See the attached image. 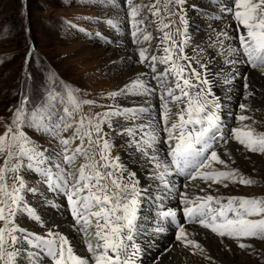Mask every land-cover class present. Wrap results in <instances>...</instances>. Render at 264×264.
<instances>
[{
    "label": "rangeland",
    "instance_id": "obj_1",
    "mask_svg": "<svg viewBox=\"0 0 264 264\" xmlns=\"http://www.w3.org/2000/svg\"><path fill=\"white\" fill-rule=\"evenodd\" d=\"M137 1L135 0L133 3ZM140 1L144 4L140 7L138 17L139 19L143 17L144 26L148 25L149 27L152 25L153 18L149 15L151 11L148 10V6L156 3V7L160 10L156 15L162 27L160 34L163 37L165 33L170 35L171 39L164 40L167 48L171 50L173 60L176 61L175 63L179 68H183V77L189 79L191 82L194 81L189 71H193L194 69L195 72L201 75L203 61L197 60V57L194 55V46L186 45L187 40L185 39H187V36L184 32L188 20L191 21L194 28L196 27V20L203 19V17L197 16L194 10L191 9L192 11L189 12L191 18L187 19L188 11H186V8L184 9L183 3H177L176 0ZM124 3L125 0H0V135H3L6 127L10 125L14 131L17 130V126L12 125V121L15 118L17 109H22V122L18 126V131L23 133L28 141V145L30 144L36 149L38 155L34 158L45 157L46 152H42L43 150L40 146L42 145L54 158L57 156L56 162H60V165L66 166L65 173H70L74 169L77 171L78 166L81 164L89 163L93 159L86 160L83 155H79L73 164L65 165L63 161V146L59 142L60 139H72L76 129L80 127L79 120L81 118L84 119L85 128H87L89 120H91L93 125L99 122V133L96 132L95 128L89 129L92 133L91 139H100L97 149L102 150L108 157L107 163H118L120 165L116 169L118 173L114 174L112 178L119 177V182L124 183L121 175H125L126 171H123V166L120 163L121 149L114 143L110 135L112 127L111 119L114 115H117L115 112L117 113L118 111L119 113L121 111L120 113H123L126 110H121V105L118 104V99H116L118 86L121 85L116 75H123L124 69L131 72L137 66H142L141 63L137 65L133 64L136 61L133 52L134 47H130L131 43L123 39L128 30L125 22H127L128 17V20L132 18L129 14V9L124 7ZM119 6H121V9H119ZM147 15L149 17L145 18ZM181 17H183V23ZM113 22L116 23L117 27L121 25L124 36L121 33L112 32L111 25ZM83 28L91 34L99 33L107 38L113 37L117 44L96 41L93 40V36L85 38V31L80 30ZM193 28L190 27V33L195 32L196 29L194 28L193 30ZM142 29L143 27L139 28L137 36H140ZM203 31H205L203 28L198 27L196 33L198 34ZM146 32L150 34L151 30L147 28L143 29L144 35ZM154 34L152 33L149 41H144L143 35H141L138 39L141 43L140 45L151 48L156 40V34ZM129 35L131 34L127 33L126 36L129 37ZM119 42L129 45L127 52L118 48ZM184 48L186 49L184 50ZM28 50L32 52L29 55L27 54ZM223 74L227 78H232L229 72H223ZM240 82L246 83L248 86L247 88L242 86L245 96L240 98L242 104L246 105V109L240 110L239 106L233 109L235 115H233L230 130L249 125L254 128L256 133H264V108L255 105L251 101L253 96L256 95L264 98V90L259 87H252L251 82L244 80ZM193 84L195 83L193 82ZM191 89H193L191 96L195 97L201 88L193 87ZM248 93H251V95L246 99L245 97ZM156 96L159 97L158 94ZM128 98L132 101V96ZM85 101H89L90 103H85ZM77 103L79 104L78 109L75 107ZM129 106L131 107V105L127 104L126 108H129ZM65 108L70 110L71 116L65 115ZM139 108L144 107L136 109ZM136 109L133 108L131 110L134 111ZM48 112L50 116L43 117ZM157 115L158 119L162 120L161 107L158 108ZM240 115H245L250 119L240 121L238 118ZM62 116L65 117L64 121L60 120ZM48 117H51V119L55 120V123L61 125V129L59 130L61 136L57 135L56 130L53 131L50 127L45 129L46 120L44 118ZM139 118L141 117L139 116ZM149 118L151 120L144 119L145 122L143 124L146 125L148 121L149 123H153V117L149 116ZM64 123L71 124L72 127L63 130ZM138 123L141 124L142 122L138 121ZM53 132L56 133L54 134ZM10 136L11 134H9V138ZM105 140L110 145V148L107 150L103 147ZM233 142L240 149L239 160L226 155L222 157L225 164L214 162L211 170H237L236 182H233L231 179L222 180L221 183L209 181L207 184L210 186V192L218 198L232 195H239L245 198H264V154L249 152L234 138ZM28 145H26L27 148ZM78 145H80V140L73 139V142L68 146L69 154ZM83 148H89L87 137L84 138ZM221 148L225 149L223 146ZM13 152L14 155L11 157L7 168H16L17 170H8L10 174L5 178L3 183L11 185L16 178H24L26 181L27 177L30 181V187L34 188V196L40 199L39 206L33 200L37 210L36 214L40 217L39 214L41 215L44 212V207L47 208L46 201L48 197H45L43 194L39 195L36 192V182L29 176L35 169L32 167L34 165V158L29 159L27 155L21 156L17 148H14ZM95 152L101 154L94 151L93 148L89 151V153ZM95 156L89 154V157H94V159H96ZM19 157L28 159L26 161L23 159L21 164ZM6 160H9L7 154H0V168L6 166ZM105 163L103 162L102 164ZM114 169L109 168L108 170L114 172ZM101 170L102 167L100 168ZM241 176L250 178L254 183L251 185L239 183ZM203 182L202 184H206L205 181ZM125 183H127L126 180ZM225 184H227V187L224 186ZM148 187L147 195L152 196L154 194L153 183ZM205 190L199 191V188H197L199 193L203 191V195L201 194L200 197L207 195ZM145 197L139 196V200L145 201ZM0 199H3L1 194ZM27 201L29 202L28 199ZM42 204L44 207H42ZM15 209L23 217L27 216L20 211L19 207L16 206ZM253 218L258 219L259 217ZM9 219L11 220L12 218L9 217ZM40 219L45 222V225L42 224L43 222H41L42 225H39L40 222L31 223L32 226L37 228L35 231L37 235L48 236L50 231L61 235L55 230L56 226L54 227L44 216L43 218L40 217ZM74 226L76 227L77 225L75 224ZM0 227H4L3 222L2 224L0 223ZM189 227L196 228L198 231L201 230L203 233L208 234L209 237L219 241L217 244L219 245L222 257L229 264H264V239L241 238L237 240L227 237L221 238L212 233L210 229L197 228L196 226ZM177 233L179 231L175 232V234ZM77 235L80 238L79 248L84 253L87 250L86 236L82 231L77 232ZM198 237L187 236V239L199 243L204 251L203 239L200 241ZM239 243H245L250 245V247L241 249L238 246ZM179 245L185 248H193V246L186 247L183 241L180 244L178 243V250H180ZM7 247L9 251L15 250V246L11 244ZM170 248L171 246L165 249V251L170 250ZM203 251L196 248L195 252L191 254V256H197L198 261L196 264H221L216 259L217 257L212 259L204 256ZM205 254L209 255L208 252H205ZM156 260H154V263H156ZM0 264H4V261H0Z\"/></svg>",
    "mask_w": 264,
    "mask_h": 264
},
{
    "label": "snow or ice",
    "instance_id": "obj_2",
    "mask_svg": "<svg viewBox=\"0 0 264 264\" xmlns=\"http://www.w3.org/2000/svg\"><path fill=\"white\" fill-rule=\"evenodd\" d=\"M182 4L183 0H176ZM130 8V16L133 19V26L137 27L143 23V18L137 20L140 13V7L133 4V0H127ZM148 10L153 15L159 13L156 3L148 6ZM237 23V31L239 32V43L246 56V63L252 68H258L264 72V0H233V7L229 8ZM182 23L184 22L181 17ZM111 23V22H109ZM167 27V25H165ZM240 28L244 31L240 32ZM139 29L132 32L133 37H137ZM151 39L150 34L143 35L144 41ZM164 39H171L168 33H165ZM138 42V41H137ZM145 49L139 52L140 62L148 59L145 55ZM166 55L161 58V63L171 64V69L178 78L175 87L180 90V94L176 95L173 89L169 88L166 97L171 99V104L176 111L169 107V100L162 95L160 98L162 104V120L163 131L167 133V142L169 155L171 156L170 165L162 166L156 156H151L150 161L155 162L157 169L163 167V171L159 173L160 179L168 173L169 167L174 166L175 170L180 174L188 175L190 179L195 180L198 177L206 183H221L222 180L231 179L236 182L237 170L230 171H210L212 163L225 164L220 158L217 151L213 148V141L216 140V133L221 126V118L218 114L219 102L215 99L209 103L207 97L211 95L209 89L201 88L195 97L191 96L190 89L197 87L189 79L183 77V68L172 60L171 50L165 48ZM152 61H156L157 57L152 56ZM152 71L155 72V65H150ZM192 74L199 80L200 74L193 69ZM159 79L158 77H154ZM245 81L247 77H244ZM183 80V86L180 84ZM163 84L164 82L161 81ZM201 84L207 85L208 80L200 81ZM245 83V88H247ZM188 89V90H186ZM149 92L148 86L143 80L132 81L125 89V94L141 95ZM115 95V94H113ZM251 93L246 95V99ZM85 103H90L85 101ZM75 107L78 109L79 104ZM242 110L246 109V105L241 104ZM147 109H140L145 112ZM66 116L72 113L68 108L64 109ZM125 115L131 120L139 119L135 111L126 110L125 113H116ZM22 109H17L12 125L17 126L14 131L10 125L6 127L5 133L0 135V154L6 153L9 160L5 161V168H0V194L7 197V200L0 199V222L4 227H0V261L4 264H14L17 251H9L8 245H15L18 237L15 235L20 229L16 228L9 217L14 215L13 204H17L19 197L14 195L18 189L13 188L10 192L3 181L5 180L6 170L16 171V168L8 169L7 165L11 157L14 155L13 149L17 148L21 156L27 155L29 159L36 157L38 154L36 149L27 148V139L23 133L18 131V126L22 122ZM65 117H60L64 121ZM250 119L245 115H240L239 120L245 121ZM80 127L76 129L72 139H60L63 146V161L65 164L71 165L75 162L77 156L83 155L86 160H90L89 151L93 145H97L99 141L91 139V131L95 128L96 132H100L99 122L95 125L91 120L88 121L85 128L84 119L79 120ZM72 127L71 124L64 123L63 130ZM57 135L61 125L55 126ZM83 130V131H82ZM9 134H11L9 138ZM124 134L132 138V143L142 155L148 156L149 150L153 149L157 143L158 137L155 129L151 124L145 125L141 123L135 129L127 128ZM139 135V139L136 137ZM232 137L251 153L264 154V133H256L254 128L245 125L243 128L238 127L231 130ZM88 138L89 148L84 149V138ZM223 137H221L222 139ZM73 139H79L80 145L76 146L71 154H69L68 146ZM227 143V140L224 141ZM105 150L110 145L105 140L103 142ZM100 160L106 161L108 157L101 154ZM41 157L38 163H43ZM31 167V165H29ZM59 168L60 165H55ZM105 171H100V168ZM118 163L99 164V161L90 160L89 163L81 164L75 173L61 172V183L65 186L67 199L72 204V215L76 218L78 224H81L80 230L86 236L87 251L92 254L91 258H82L74 253L73 246L68 239L58 233L49 232L48 237L44 238L39 235L29 237L27 240L32 247L43 249L47 255L52 258L53 264H135V257L139 252V247L133 241V232L135 230L136 213L139 206V191L137 183L130 178V182L120 183L119 177L113 179V171L109 168H119ZM191 169V172L186 170ZM44 175L47 177L48 172ZM135 174H131L134 177ZM71 177V179H69ZM239 183L251 185L254 183L250 178L240 177ZM227 187V184L224 185ZM20 187H23L21 182ZM70 188V191L68 190ZM183 209L184 216L193 223H199L203 228L217 236L229 239L241 238H259L264 239V198H245L230 197L227 199L226 206L221 203V198L207 195L205 197H196L190 199L184 197ZM215 205V206H214ZM162 217L167 220L171 218V222L177 224L179 235L176 239L184 241L185 246H193L197 249L201 248L200 244L194 240L187 239L185 228L177 222V214L175 211H164ZM253 217H259L253 218ZM39 219V217H35ZM162 231L163 229H159ZM127 241V243H126ZM241 249L250 247L245 243H239Z\"/></svg>",
    "mask_w": 264,
    "mask_h": 264
},
{
    "label": "bare ground",
    "instance_id": "obj_3",
    "mask_svg": "<svg viewBox=\"0 0 264 264\" xmlns=\"http://www.w3.org/2000/svg\"><path fill=\"white\" fill-rule=\"evenodd\" d=\"M134 1L135 0H133V2ZM183 3H184L183 4L184 9L186 8V11H188L187 19L191 18L189 12L192 11L191 9L193 6H202V7L204 6V4L201 3V0H183ZM133 4L141 7L143 6L144 3L142 4V2L138 0L136 3ZM221 4H223L222 9H220L221 6H214V7L216 9H220V12L225 13L226 11H228L229 8L233 7V0H225ZM127 8L129 9V14H130V8L128 5ZM226 19L227 21L224 22H209L208 20L205 19H197L195 22L196 27H194L196 30L195 32L191 33L190 43L192 47L193 46L195 47L194 55L197 57L198 61H203L202 64L211 78L213 87H215V90L218 93V95L221 96L220 99L223 107V123L224 125H226L227 130L230 134L231 133L230 124L232 123V118L234 117L233 115H235L233 109L236 106L240 107V105L242 104L240 98L245 96V92L242 90V86H245V84L240 81L242 80L245 81L244 77H247L246 82H251L250 84H252V87L254 88L259 87L264 90V77H263L264 72H261V70L259 69H255L251 71L246 70L245 66L241 63L240 56L238 54L236 44L234 41L236 30L233 27V22L229 19V17ZM154 24H155V20L153 19L151 26L153 27ZM197 26L203 28V30L205 31L199 32L197 34L196 33L198 29ZM191 27L193 28V26ZM240 31L243 32L244 29L240 28ZM155 34L154 35L156 36V40L153 43L152 47L148 49L151 50L153 56H156L158 58L161 57V40L159 38V33L156 32ZM118 48L125 50L127 52L129 45H126L124 43L122 44V46L118 45ZM152 54L148 56L146 55V57L148 58L146 59V61L151 62ZM123 71H124L123 75L121 74L116 75V78L119 79V83H121V85L118 86L119 88L117 89V94H116L117 97L116 99H118L117 101L118 104L121 105L120 107L121 110L122 109L131 110L133 108L136 109L138 107H144V109L149 110L152 113L150 116L151 118L153 117L152 119L153 123H149L148 121L146 125L148 124L152 125V127L156 131L158 140L154 148L149 150V155L145 156L142 155V153L136 149V146L131 142L132 138L124 134L125 129L127 128L135 129L137 125H140L138 121L144 123L146 119L148 120L150 119L149 116H140L138 113L137 115L140 116L141 118L136 120L128 119L126 118L125 115H119V114L114 115L113 118L111 119L112 127H111L110 135L112 136L114 143H116L118 147L121 149L122 155L120 157L121 159L120 163L122 164L123 168H126L125 175L123 174L126 182H130V178L134 179L136 182H138L137 189L141 192L148 191L149 190L148 186L152 185L153 183V192L157 194L159 193L158 191L160 190L159 188H161L160 187L161 182H170L169 171L164 176V179L161 180L159 173L163 171V167L161 169H157L155 166V162L150 161V157L154 155L158 158L162 166L167 165V160L165 159L164 156L166 149L162 145V140L164 139L165 136H167V133L163 131V127H164L162 122L163 120H159L157 115L158 108L162 106L163 101L162 100L161 102L158 101V99L155 97L157 94L155 93L156 91L152 92L151 90H149L147 94H141V95L125 94L126 87L129 86L132 81H136L138 79L143 80L145 84L148 86V88L152 89V85L150 84V78L153 77V75H150L149 71H146L143 68V65L137 66L136 69H133L131 72H128L127 69H124ZM223 72L226 73L229 72L232 78L225 77ZM225 81L228 83L226 84L223 83ZM129 96H132V101H130V99L128 98ZM251 101L254 102L255 105L262 106L264 108V98H260L259 95L253 96ZM127 104L131 105V107L129 106V108H126ZM169 107L172 108L173 111H176V108H174L173 105L169 104ZM126 110L123 111V113L126 112ZM230 136H231L230 139L229 137L227 139V143L223 144V148L225 147V149L221 148L222 151L221 149H217L215 151H217L221 159L222 157L228 155L236 160L237 159L239 160L238 156L240 154V149L234 145L235 143L233 142V137L231 134ZM139 138L140 137L138 135L136 139ZM210 171L212 170L210 169ZM131 174H135L134 177H131ZM202 183L204 182L195 181L190 184L182 185L178 189L177 188L174 189L175 191H178V196L181 197L182 199L185 196H187L190 199H195L196 197H200L203 191L199 193L197 191V188H199V191L207 189L205 190L206 194L212 195V193L210 192L209 184L207 183L202 184ZM35 187H37L36 192H38L39 195L43 194L45 197H48L46 201L47 208H45L44 205L42 204V207H44V212L41 213V215L39 214V216L41 218H43L44 216L47 219V221L51 222L52 225H54V227L56 226L55 230L69 240V243L73 246L74 253L81 256L82 258L90 259L92 254L89 253L87 250L84 253H82V250L79 248L80 238L78 237L77 232L79 233L81 231L80 230L81 224H77V226L75 227L73 223L70 222V220L66 217L65 208L63 207V202L59 200L60 198L57 197L52 198L50 196H47L38 183H36ZM190 188H195V189H190ZM34 194L35 192H33L30 196H28V200L29 203L33 205L36 213L37 210L35 204L33 203V200L35 201L36 204L38 203L39 206L40 199L37 196H34ZM221 200L223 202L227 200V197L221 198ZM145 201L140 202L139 210L136 213V220H135L136 227L133 232V241L137 243L139 249L143 252V258L141 260V264H196V262L198 261L197 256L196 255L191 256V254L195 252L196 248L189 247L191 248L189 250V248H185L182 245H179L180 250L177 249L178 243L180 244L183 242L176 239L179 233L175 234V232H173L170 228L168 229L167 226L163 227V225H161L160 228L152 227L150 221H146L145 219L146 216L144 215H148V214L146 210L147 203ZM173 205L174 206L178 205L176 199L174 200ZM17 220L22 221L23 219L22 217H17ZM161 228L163 229L162 231L159 230ZM185 231L187 233V236L189 237L195 236L197 238L199 235L198 239L200 241H202L203 239V245L205 250L202 253L204 254V256L206 257L208 256L209 258L212 259H215L217 257L216 259H218V261L221 262V264H229L228 261L222 257V253L220 252L219 245L217 244V242L219 241L214 240L213 238L209 237L208 234L203 233V231L201 230L198 231L196 228L193 227H185ZM175 239L176 241H174ZM18 245L21 250L20 255L19 256L16 255L18 264H33L34 263L33 259L29 260L27 257V256L29 257L33 256V252L28 248V244L24 243L22 240H19ZM169 246H171L170 250L165 251V249H168ZM205 252H208L209 255L205 254ZM154 260H156V263H154Z\"/></svg>",
    "mask_w": 264,
    "mask_h": 264
}]
</instances>
